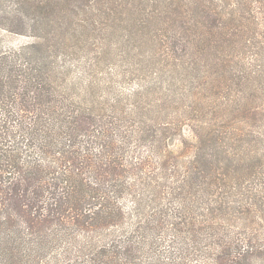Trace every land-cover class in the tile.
Listing matches in <instances>:
<instances>
[{
  "label": "trees",
  "instance_id": "1",
  "mask_svg": "<svg viewBox=\"0 0 264 264\" xmlns=\"http://www.w3.org/2000/svg\"><path fill=\"white\" fill-rule=\"evenodd\" d=\"M100 1L106 6L97 9L96 16L106 18L109 26L116 24L119 13L130 21L132 37L165 49L163 63L168 72L172 67L195 65L207 83L210 74L218 73L224 81V69L249 64L251 72L236 70L232 83L240 86L239 80L255 77L252 48L255 40L264 46L263 37H256L264 22V0ZM59 3L0 0V29L19 34L36 30L32 42L0 49V264H24L33 257L39 261L34 264H42L39 256L47 250L49 239L58 246L59 264L75 260L139 264L143 251L154 257L158 232L168 226L181 232L191 223L186 211L196 214L197 208L191 226L197 223L202 237L200 257L189 255L178 261L173 244L168 248L174 249L172 264H264V239L232 229L229 223L245 217L250 221L245 228L264 229V193L254 191L257 184L245 189L239 180L249 173L260 175L264 161L245 159L248 152L227 168L217 160L218 174L207 177L201 175L206 170L197 172L200 161L214 160L198 157L190 161L192 170L188 166L183 171L177 159H166L156 164L157 170H171L168 178L148 177L145 172L154 166L153 159L138 153L139 145L149 141L141 134L151 126L138 120L136 114L142 111L133 106L110 112L111 103L99 107L94 95L88 96L90 84L84 96L61 95L58 81L64 72L54 63L64 44L63 23L70 34L88 23L94 25L95 14L92 7L81 8L72 0ZM56 6L67 11L61 13ZM42 16H49L48 22L37 26ZM243 50L250 60L242 65L238 55ZM200 57L207 60L206 66ZM260 65L264 68V63ZM207 67L213 72L207 74ZM236 139L231 146L235 147ZM192 180L198 181L190 198L193 204L183 207L173 198ZM120 228L122 233L115 234ZM76 239L81 244H75Z\"/></svg>",
  "mask_w": 264,
  "mask_h": 264
},
{
  "label": "rangeland",
  "instance_id": "2",
  "mask_svg": "<svg viewBox=\"0 0 264 264\" xmlns=\"http://www.w3.org/2000/svg\"><path fill=\"white\" fill-rule=\"evenodd\" d=\"M72 1L81 8L87 7L90 10L92 7L95 14L94 25L88 23L75 28L69 34L66 22L63 23L61 31L65 32L64 44L56 54L58 63H54L64 72L59 75L61 81H58L62 90L61 95L67 99H72L76 95L84 96L87 93L85 87L90 84L92 87L88 96L92 98L94 95L95 101L98 102L96 105L99 107H108L107 104L111 103L115 106H110V112L116 111V108L119 112L122 109L132 110L133 106L136 110L142 111L143 113L136 114L138 120L151 124L148 131L144 135L141 134L149 138V141H146L144 146L139 145L138 150L141 156L153 159L151 163L154 166L149 167L145 172L148 177L155 178L157 181L160 176L167 179L172 173L171 170H161V168L157 170L159 165L156 164V162L162 164L166 159H173V161L177 159L183 171L188 166L192 170L190 161L198 157L214 160L210 164L200 161L201 168L197 169V172L206 170L201 175L207 177H210L212 173L218 174L217 160H220L222 166L227 168L231 161L237 164L239 162L237 158L243 157L248 152L245 159L264 161V68L262 67V70L257 66L264 63V46L257 40H255V47L252 48L255 55L253 61L256 67L255 77L251 74L250 79L244 77L243 80H239L240 86H238L232 83V75L236 73V70L244 69L250 73L252 66L249 64L246 68L239 66L238 69L236 66L235 68L230 66L224 69L223 72L226 74L224 81L218 79V73L210 74L213 69L207 67L205 71L210 75L207 83H204L203 77L198 76L195 65L188 67L190 69L172 67L169 73L163 63L165 49H160L155 43L152 46L142 43L138 37H132L134 35L130 32L132 28L130 21L120 18L119 13L114 26H109L105 21L106 18L96 16L97 9L106 6L105 3L100 0ZM62 4L63 0H60L58 5ZM135 9L136 6L133 7V10ZM56 10L61 13L67 11L63 6H56ZM49 16H42L36 25L45 26ZM58 17V13L54 15V18ZM61 19L64 20L62 17ZM68 20L67 18L66 21ZM41 31L44 32L45 29ZM35 32L33 28L24 34L0 29V49L3 51L26 45L33 41ZM256 37L264 39V22L258 29ZM157 42L161 44L159 38ZM244 51H240L238 55L242 65L250 60L248 53ZM52 58L49 59V63L53 61ZM201 61L206 66L207 60L201 58ZM251 115L253 117L249 119ZM133 133L137 135L138 132ZM234 138H237L235 147L231 146ZM207 159L204 161H208ZM223 171L222 169L221 172ZM256 171L259 172V169ZM239 180L245 189L257 184L254 191L264 193V169L260 170V175L249 173L245 179ZM195 186H198V181L192 180L184 186L185 188L183 187V190L177 191L173 201H181L183 207L193 204V202L190 203V198ZM234 186H236L235 181L232 182V187ZM251 193L252 190L249 194ZM246 201L241 204H245ZM197 214L198 208L196 214L186 211L191 223ZM227 219L229 221V218ZM191 223L183 226L181 232L173 229L172 226L164 228L158 232L160 239L157 242L153 241L155 234L153 233L149 242L153 241L152 249L156 250V253H151L154 257H149L143 251L138 255L140 258L138 263L172 264L170 255L174 249L168 248L173 244L178 252V261L189 255L199 256L202 252L199 248L202 237L198 232L197 223L195 226H191ZM229 223L232 229L237 231L243 229L244 234L252 233L264 239V229L245 228L250 225V221L245 217L240 222L237 218L230 220ZM237 223L240 224L237 225ZM121 228L115 234H121ZM75 232L77 233V230ZM74 241L77 245L81 244L77 243V239ZM47 243V250L42 251L39 256L42 264H59L57 244L52 239L47 240ZM33 258L24 264L39 262ZM79 261L85 264V260H75L73 264H79ZM194 264L204 263L194 262Z\"/></svg>",
  "mask_w": 264,
  "mask_h": 264
}]
</instances>
